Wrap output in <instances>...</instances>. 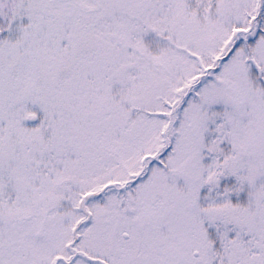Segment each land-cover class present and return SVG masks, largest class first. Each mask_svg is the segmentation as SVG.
I'll use <instances>...</instances> for the list:
<instances>
[{
  "label": "snow or ice",
  "instance_id": "6c2138e0",
  "mask_svg": "<svg viewBox=\"0 0 264 264\" xmlns=\"http://www.w3.org/2000/svg\"><path fill=\"white\" fill-rule=\"evenodd\" d=\"M0 264H264V0H0Z\"/></svg>",
  "mask_w": 264,
  "mask_h": 264
}]
</instances>
